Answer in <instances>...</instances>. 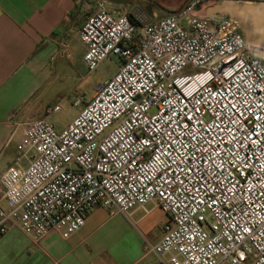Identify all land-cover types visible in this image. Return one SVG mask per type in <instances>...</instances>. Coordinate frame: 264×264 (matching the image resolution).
I'll list each match as a JSON object with an SVG mask.
<instances>
[{"label":"built area","instance_id":"1","mask_svg":"<svg viewBox=\"0 0 264 264\" xmlns=\"http://www.w3.org/2000/svg\"><path fill=\"white\" fill-rule=\"evenodd\" d=\"M212 2L143 27L95 4L83 63L115 56L117 71L65 130L22 127L27 165L0 175L1 235L68 239L94 208L128 217L155 203L168 221L144 246L152 264H264V60L236 22L206 13Z\"/></svg>","mask_w":264,"mask_h":264},{"label":"crops","instance_id":"2","mask_svg":"<svg viewBox=\"0 0 264 264\" xmlns=\"http://www.w3.org/2000/svg\"><path fill=\"white\" fill-rule=\"evenodd\" d=\"M95 4L0 0V175L27 165L21 164L17 151L22 127L39 119L48 121L45 111L58 106L61 85L85 84L86 47L78 33ZM133 8L127 4L121 9L129 13ZM152 23L150 19L148 24ZM0 207L6 209L1 193ZM167 221L157 205L149 203L128 217L94 208L68 239L50 232L34 242L10 226L0 237V264H152L155 256L146 254L144 246L161 240Z\"/></svg>","mask_w":264,"mask_h":264},{"label":"rangeland","instance_id":"3","mask_svg":"<svg viewBox=\"0 0 264 264\" xmlns=\"http://www.w3.org/2000/svg\"><path fill=\"white\" fill-rule=\"evenodd\" d=\"M92 3L102 2L108 6L121 9L123 6L130 4L138 8L143 14L147 15L152 22L158 19L170 16L181 11L189 0H90ZM220 0H213L212 5ZM251 3L263 2L264 0H244ZM120 60L111 56L106 59L93 71L89 72L84 85H61L62 98L56 102L60 110L51 114L48 123H50L56 131H60L67 127L68 123L76 117L84 107L86 102L91 100L97 84L103 83L108 77L114 75ZM78 100V103L75 101ZM31 155V154H30ZM28 155V157L30 156ZM21 164L25 163V159H20Z\"/></svg>","mask_w":264,"mask_h":264},{"label":"water","instance_id":"4","mask_svg":"<svg viewBox=\"0 0 264 264\" xmlns=\"http://www.w3.org/2000/svg\"><path fill=\"white\" fill-rule=\"evenodd\" d=\"M206 13L225 16L236 22L251 54L264 60V1L220 0L207 8ZM129 16L142 27L150 21L136 7L129 12Z\"/></svg>","mask_w":264,"mask_h":264},{"label":"trees","instance_id":"5","mask_svg":"<svg viewBox=\"0 0 264 264\" xmlns=\"http://www.w3.org/2000/svg\"><path fill=\"white\" fill-rule=\"evenodd\" d=\"M132 19V18H131ZM134 22H136L134 19H132ZM0 237H1V234H0Z\"/></svg>","mask_w":264,"mask_h":264}]
</instances>
